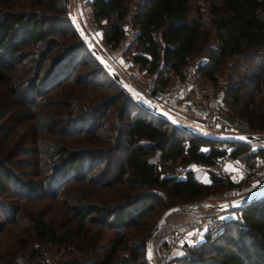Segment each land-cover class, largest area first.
Returning a JSON list of instances; mask_svg holds the SVG:
<instances>
[{
  "label": "trees",
  "instance_id": "trees-1",
  "mask_svg": "<svg viewBox=\"0 0 264 264\" xmlns=\"http://www.w3.org/2000/svg\"><path fill=\"white\" fill-rule=\"evenodd\" d=\"M88 5L102 26L106 43L114 48L125 33L123 22L130 0H89ZM132 21L137 33L123 54L147 74L158 75L166 69L179 73L211 37L206 60L198 68L201 77L217 85L224 72L222 100L234 106L233 112L245 116L252 128L264 130V0H139ZM240 61L254 65L245 67L246 74L231 83ZM87 64L92 65L87 71H76L77 65ZM67 80L70 100L53 105L47 112L49 119L37 124L38 130L60 138L48 147L52 163L46 195L56 196L53 185L62 177L106 188L121 182L145 191L127 195L115 205L78 196L67 204L71 217L58 226L32 213L17 239L21 250L0 255V264H45L40 261V247L46 244L63 249L56 264H150L145 255L148 228L141 229L140 220L154 202L167 198L164 209L175 201L201 202L215 185L236 183H224L214 171H208L209 182H202L196 165L210 164L225 155H264L261 145L250 150L252 142H220L188 133L141 106L95 60L74 30L61 0H31L28 7L17 0H0V196L9 191L19 201L40 198V183L30 173L13 169L18 151H7L2 137L36 117L39 98ZM108 85L115 89L111 97L93 104L85 99L84 106L80 104L87 92L96 98V89ZM117 101L115 134L101 136L103 118ZM73 133L90 138L95 145L73 148L61 139ZM156 149L161 152L160 160L152 163L149 158ZM119 150L122 155L116 156ZM176 160L193 165L180 176L158 167ZM102 162L104 166L96 174L86 175V169ZM33 163L37 164V159ZM19 208L0 201L5 223L15 221ZM91 226L118 231L119 235L99 244L100 231ZM131 226L138 227L139 236L127 243L125 233ZM31 243L36 245L22 251ZM202 254L206 259L202 260ZM178 259L183 264H264V196L245 203L237 218L226 220L221 234L215 238L205 234L196 249L187 248Z\"/></svg>",
  "mask_w": 264,
  "mask_h": 264
},
{
  "label": "rangeland",
  "instance_id": "rangeland-1",
  "mask_svg": "<svg viewBox=\"0 0 264 264\" xmlns=\"http://www.w3.org/2000/svg\"><path fill=\"white\" fill-rule=\"evenodd\" d=\"M30 1L31 0H17L18 3L27 7ZM61 2L63 4V0H61ZM137 2L138 1L130 0V5L128 10L133 7H136ZM194 5L195 3L192 4V7H194ZM68 9L73 15H75L78 18L82 26L89 34L90 38L93 40L94 44L99 45L92 31L94 28L97 29L99 28V30H102V26L96 21L94 22L89 15H88L89 24L87 23L84 15L85 3L81 0H70L68 4ZM72 40L73 39H70L69 41ZM211 44H212V38L210 37L204 48L201 50V52L196 56H194L193 59L194 58L201 59L202 62L206 60V54H205L206 49ZM252 65L254 64H249V63L245 64L241 62L239 68L235 70L236 78H232L230 82L235 83L237 81V77L246 74V72L243 69L245 67L252 68ZM91 66H92L91 64L77 65L76 71L84 72L87 71L89 68H91ZM115 66L118 68L116 64ZM230 66L231 65H228V67L224 68V70L228 71ZM157 77L160 82L163 78V72L161 74H158ZM226 77L227 75H225L224 72L219 75L218 90L219 89L221 90L220 91L221 97L224 92V86L222 81H225L224 79H226ZM69 81L70 80L64 81L59 87L50 90L49 92L42 95L38 100L41 101L40 106L37 105V107H35L34 110L36 117L26 120L21 124H18L15 128H13V131L7 137H2V139H4L3 140L4 144L7 145L6 148L7 151L10 152L11 150H13V148L14 151L15 149H17L16 151H18L15 158H13L14 161L16 160V163L13 165V169H15V171L20 173H24V172L30 173V176L40 183L39 191L41 196L40 198H38V200L19 201L9 191L3 192L1 194L0 201H2V203H6V205H11L16 207L17 205H20V208L16 212L15 221L9 223H5L4 216L0 212V225L2 226V228H0V255L5 254L7 251L18 252V250L19 251L21 250L19 249V243L17 239H19V237L21 236V232L23 228L22 224H27L29 220L32 219L33 217L32 213L39 214L42 219L51 221L53 222L54 225L58 226L59 223L71 217L72 214L71 211L68 209L67 204L74 203L76 197L78 196L88 197L93 202L104 203L106 205H115L117 203L123 202V200L127 198L126 197L127 195H134L139 192L145 191L144 188L130 189L124 183L121 182H116L111 187L106 188V187H102L99 184H91L90 181H85V180L74 181L70 177H62L61 179H58L57 182H55V184L53 185V188L56 190V196L51 197L46 195L45 188H46V183H48L47 177L50 173V165L52 163L51 162L52 157L50 155L51 150L48 147L53 143H56V141L60 138H58V136L49 135L38 130L39 125L37 124H42L44 119L46 118L49 119L47 112L53 110V108H51L53 105H59L63 102H67L70 100L68 96L71 89L69 88L66 89L67 85H69ZM198 84H200L202 88L203 87L206 88L207 85H209V81H206L201 77L198 80ZM114 93H115V89L111 88L110 86L98 87L95 92L96 98L98 97L97 99L95 97L92 98L90 94L87 92L88 94L86 96L87 98H85L83 95V97L80 98L79 102L80 104L83 105L84 103L83 101L87 99L89 101L88 104H93L102 99L103 100L108 99ZM119 101L112 104L107 114L104 116L103 126L99 128V132L101 136L107 134L109 135L112 133L115 134L116 124H117L115 120L116 108L117 105L119 104ZM222 103L225 104L226 106V110L224 112L227 113L229 119H233V118L239 119L245 123V125L253 132V134L259 136L264 135V130L252 128L249 120L245 116L233 112L234 106L230 105L225 100H222ZM159 107L164 113L185 122L187 125H189L190 127H192L197 131L217 133V129L211 124H209L210 122L207 121L205 118L201 119L200 117L197 116L194 117L192 116L190 118L189 117L187 118L185 116L181 117L175 115L172 110L168 109L165 106L159 105ZM1 122L3 123V120H0V123ZM6 123L10 124V126L12 124L7 121ZM61 139H65L66 142L73 148H87L92 145H95L88 140L90 138L87 139L77 133L76 134L73 133L71 136L61 137ZM257 145H261L264 147V142H252L249 146L250 150H254L257 147ZM119 155H122L121 150H119L116 153V156ZM26 159H29L28 160L30 161L29 164L25 162ZM35 159H37V164L33 163ZM231 162L237 163L240 171L239 174H237L236 176H231L229 175V173L225 172L224 168L223 171L215 172V173L218 177H222L223 179H225L224 183H226L229 180L236 184H234L233 186H222V187H217L215 185L214 187L216 189L212 192V194L208 196L206 199L202 200L201 202H207L211 204L222 203L224 201L231 200L234 197H240L249 192L256 191V188L260 186L261 179L264 178V155L248 157L246 156V154H242L237 158H232ZM252 162H255L254 163L255 165L251 166ZM192 165H193L192 163L183 164L179 160H176L173 163L168 162L164 166H160V164H158V167H162V169L166 173H173L174 175L180 176L183 174L185 169L191 167ZM103 166L104 163L102 162L96 164V166L93 169L90 168L86 169V175L93 176L94 174H96V172L99 169H102ZM254 167H255L254 171L249 170V168H254ZM242 168H247L248 170L245 171ZM109 175L111 174H108V176ZM164 200L166 201L167 198L163 197L162 200L154 202L152 208L141 217L140 220L142 224L141 229L144 230L147 227L148 233L150 232V230L152 229V227L154 226L158 217L160 216L161 212L164 209L163 206ZM173 204L175 205L185 204L187 206L189 205V203H178L177 201H175ZM22 206L23 209H21ZM219 211L220 210L217 209H209V210L198 209L197 214H195V212H188V211H175L170 215H168L160 230L156 233V235L153 238H151L150 248L153 256L156 257L161 252L162 248H164L165 245H167L169 239L176 232L181 231V229L184 228L185 224L192 221L194 218H196V216H198L199 214L216 213ZM238 214L239 213L236 211L232 215V217L235 219L238 217ZM91 228L93 231H97V230L100 231V236L98 239L99 244H104L109 240L113 239L115 236L119 235L118 231L116 232L112 230H106L103 228H97L96 226H91ZM137 228H138L137 226H131L127 228V232L125 233L127 237H125L124 239L125 242L128 243L129 241L138 238L139 230ZM34 245L36 244L35 243L27 244V246H25V248L22 251L25 252L26 249L32 248ZM40 250L43 252V257L41 258L40 261L44 262L45 264H56L63 257V255H61L63 249L62 248L59 249L55 245L46 244L40 247ZM178 254L180 255V253ZM201 257L202 260L206 259L204 258L206 256L203 254ZM177 260H179L178 257ZM180 263L183 264L182 261H180Z\"/></svg>",
  "mask_w": 264,
  "mask_h": 264
},
{
  "label": "built area",
  "instance_id": "built-area-1",
  "mask_svg": "<svg viewBox=\"0 0 264 264\" xmlns=\"http://www.w3.org/2000/svg\"><path fill=\"white\" fill-rule=\"evenodd\" d=\"M81 1L85 3L89 0ZM134 9L135 7L129 9L125 14L123 22L125 33L114 48L125 47L126 38L133 37L137 33V28L133 25L132 21ZM89 16L95 22L92 12L89 13ZM113 57L114 59L109 61L118 71L120 69L119 72L124 75L123 77H126L129 82L144 92L158 106H165L172 111L178 110L176 106V98L183 89L195 86L201 78L198 68L202 61L197 58H194L183 65L179 73H174L168 85H162L158 81V77L155 73L141 75L136 69L137 63L131 58L125 57L122 52ZM196 101L197 99L194 97L184 104L182 112L185 117L190 118L192 116H197L196 112L198 105ZM206 105L207 112L200 118H205L209 121V124L217 129V133H253L245 123L239 119L233 118L225 121L218 117V111L226 110L225 104H216L214 100L209 99L207 100ZM160 155V150L156 149L149 158V161L152 163L158 162L160 160ZM231 160L232 157L230 155H225L223 159L216 160L210 164L198 165L197 169L202 172H220L223 171L225 162ZM242 169L245 171L248 170L247 168ZM249 170L254 171L255 167L249 168ZM263 187L264 178L261 179L260 186L257 187L256 190ZM239 209L240 208L238 207H229L216 213L199 214L192 221L186 223L181 231L176 232L169 239L167 245L162 248L161 252L156 257L154 256L156 264H181L180 261L177 260V257L179 256L178 253H180V255L183 254L187 248L196 249L200 245L205 234H208L211 238H215L221 234L225 229L226 220L232 217L236 211L239 213Z\"/></svg>",
  "mask_w": 264,
  "mask_h": 264
},
{
  "label": "water",
  "instance_id": "water-1",
  "mask_svg": "<svg viewBox=\"0 0 264 264\" xmlns=\"http://www.w3.org/2000/svg\"><path fill=\"white\" fill-rule=\"evenodd\" d=\"M70 0H63L65 11L68 15V17L71 19V24L78 34L79 38L82 39L87 47V49L90 51V53L93 55L95 60L105 69V71L113 78L114 81H116L126 92H128L131 96L134 97V99L145 109H147L149 112L154 114L155 116L161 118L162 120L172 124L173 126L182 129L183 131H186L188 133H193L205 138H209L211 140H217L220 142H228V143H234V142H264V135L259 136L253 133H232V132H226V133H213V132H203V131H197L187 125L185 122L176 119L173 116H170L166 113H164L160 107L154 103L144 92H142L140 89H138L135 85H133L131 82H129L123 75L113 66V64L103 55V53L99 50V48L94 44L93 40L90 38L89 34L85 30V28L82 26L78 18L73 15L70 10L68 9V4ZM243 137V139H241ZM264 196V187L249 192L243 196L233 198L228 201H224L222 203L217 204H211L207 202H195L192 204H189L188 206L185 204H179V205H172L170 207L165 208L160 216L158 217L156 223L148 233L146 240H145V255L148 259L150 264H156L154 256L151 252L150 248V241L151 238H153L156 233L160 230L162 225L164 224L166 218L168 215L175 211H181L186 210L188 212H193L198 210L199 208L203 209H217V210H223L229 207H238L241 208L245 203L250 202L252 200L260 199Z\"/></svg>",
  "mask_w": 264,
  "mask_h": 264
},
{
  "label": "crops",
  "instance_id": "crops-1",
  "mask_svg": "<svg viewBox=\"0 0 264 264\" xmlns=\"http://www.w3.org/2000/svg\"><path fill=\"white\" fill-rule=\"evenodd\" d=\"M85 10H84L85 19H86L87 23L89 24L88 15L91 12V8L88 5V2H85ZM92 33L96 37L97 42L99 43V45L96 44V46L99 48L100 51L102 50L101 52L104 53L103 55L108 60H113L114 59V57H113L114 55H118L121 52L123 53L125 51V49L127 47H129L131 39H132V37H127L126 38L125 47L111 48L106 43L105 39L103 38L102 30H99V28L98 29L94 28ZM111 50H112V52L113 51L114 52L112 53ZM131 51L133 52L134 49H131ZM123 55L125 56V54H123ZM136 69L141 75L147 74L144 69H139L138 65L136 66ZM173 74L174 73L170 69L164 70L163 71V78L160 81V83L162 85H168ZM218 88H219L218 84L217 85H212L209 82V85H207L206 88H204V87L202 88L201 85L197 83L193 87H187V88L183 89V91L176 98V106H177L178 110H174L173 111L174 114L178 115V116H181V117H184V114L182 112V108H183L184 104L187 101L191 100L192 98L196 97V99H197L196 102H197V105H198V109H197V112H196L197 116L201 117V116L205 115V113L207 112V105H206L207 100L212 99V100H214V102L216 104L222 103V97H221V93H220L221 90L220 89L218 90ZM218 117L221 120H225V121L229 120V116L224 111H218ZM197 166L198 165H196L194 167V169H196V171H197ZM224 170H225V172L229 173V175H231V176H236L240 172L237 163H234V162H231V161H226L225 162ZM200 172L201 173L199 174V179L202 182H209V173L208 172H202V171H200Z\"/></svg>",
  "mask_w": 264,
  "mask_h": 264
},
{
  "label": "snow or ice",
  "instance_id": "snow-or-ice-1",
  "mask_svg": "<svg viewBox=\"0 0 264 264\" xmlns=\"http://www.w3.org/2000/svg\"><path fill=\"white\" fill-rule=\"evenodd\" d=\"M241 139H243V137Z\"/></svg>",
  "mask_w": 264,
  "mask_h": 264
}]
</instances>
